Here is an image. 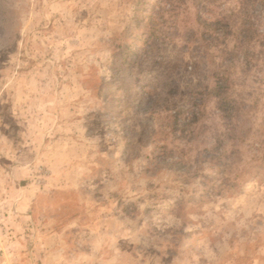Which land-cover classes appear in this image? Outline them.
<instances>
[{"label":"rangeland","instance_id":"rangeland-1","mask_svg":"<svg viewBox=\"0 0 264 264\" xmlns=\"http://www.w3.org/2000/svg\"><path fill=\"white\" fill-rule=\"evenodd\" d=\"M201 1L0 0V264H264V0Z\"/></svg>","mask_w":264,"mask_h":264},{"label":"trees","instance_id":"trees-1","mask_svg":"<svg viewBox=\"0 0 264 264\" xmlns=\"http://www.w3.org/2000/svg\"><path fill=\"white\" fill-rule=\"evenodd\" d=\"M200 2H203V1L200 0ZM222 20L224 21V18L212 20L210 23L211 24L220 23ZM224 24L225 25L220 23V25H221L220 31H218V28L215 30V31H218L217 36L221 35L224 39H226V38H228V36H229L228 34H230V33L225 34V32H232L231 34L235 35L236 43H238L239 46L244 45L246 38L244 36H241L240 28L237 27L235 29V33H234V31H233L234 27L232 26L230 21H227ZM234 25H238V24L236 23ZM213 29H215V28H213ZM228 78H229V75L226 71L222 74V77L218 79V81L215 85L208 87V90H209L208 94L211 97L216 99L217 107L220 111L221 116L223 117V119H225L227 121V124L230 125V128H232V121L234 119H237L234 114L237 111L236 107L238 106L239 101L236 98V96L234 95L235 91L233 88L235 85L231 84L230 81L228 80ZM218 140H219V142H222L220 140V138H218ZM219 149H217V151H216L217 159H218V161H216V164H218V168H220V171H224V170H226V167L229 166V160L228 159H230L231 154H230V151L228 149H226V150H224V149L219 150Z\"/></svg>","mask_w":264,"mask_h":264}]
</instances>
